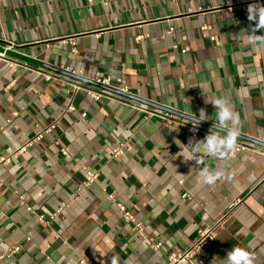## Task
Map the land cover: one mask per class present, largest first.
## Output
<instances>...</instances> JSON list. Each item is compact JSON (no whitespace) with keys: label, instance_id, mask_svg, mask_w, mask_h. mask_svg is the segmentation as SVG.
Returning <instances> with one entry per match:
<instances>
[{"label":"crops","instance_id":"crops-1","mask_svg":"<svg viewBox=\"0 0 264 264\" xmlns=\"http://www.w3.org/2000/svg\"><path fill=\"white\" fill-rule=\"evenodd\" d=\"M249 1L0 0V46L34 60L6 52L0 59V157L56 125L0 166V255L22 245L0 264H167L169 253L187 250L198 230L218 220L215 242L188 264H221L236 246L264 264L263 145L238 138L249 148L225 161L186 162L179 141L202 139L179 123L191 121L174 114L178 122L169 125L144 119L129 103L167 112L122 96L73 95L79 81L47 67L85 78L108 75L118 89L122 79L133 96L186 116L204 109L212 124L215 108L205 95L227 96L241 134L264 144V48L247 42L254 22L242 6ZM204 24L211 30L202 31ZM45 73L56 77L46 80ZM71 101L75 111L66 112ZM119 144L124 155L114 157ZM203 166L223 168L230 178L203 184ZM91 169L98 179L84 187ZM119 202L143 223L144 236L125 220ZM60 207L48 223L38 219ZM154 242L162 246L154 250Z\"/></svg>","mask_w":264,"mask_h":264},{"label":"built area","instance_id":"built-area-1","mask_svg":"<svg viewBox=\"0 0 264 264\" xmlns=\"http://www.w3.org/2000/svg\"><path fill=\"white\" fill-rule=\"evenodd\" d=\"M89 1H92V0H89ZM252 3H259V4L264 5V2L261 0H252V1L246 2V4H244L242 6V10L247 12L248 5L252 4ZM211 28H212L211 25L204 24L201 27V30L205 32V31H210ZM172 30L173 29L171 28L169 30V32H172ZM142 39H144L143 35H140L137 37V40H142ZM210 39L214 41L215 36L210 35ZM11 47H12V45L9 48H11ZM188 50H189V47L186 46L182 49V52L185 53ZM0 59H6L4 52L3 53L0 52ZM11 64H14V62H11ZM44 77L46 80H51V79H54L56 76L54 74L45 73ZM90 79L96 83H99V84H103L106 86H112V84H111L112 78H111V76H108V75L102 76L101 74L97 73V74H95L94 77H92ZM119 81H121L123 83V86L120 88V90L123 92L129 93L128 85L124 81H122V79H119ZM80 90H84L85 92H87V94L93 100H100L103 97L111 98V97L115 96V94H112L108 91L95 88L93 86H90V85L82 83V82H79L77 84L76 83L72 84L71 91H72L73 95L75 94V92L80 91ZM122 102H125V101H122ZM129 104L134 109L138 110L139 112H142L144 114V116H143L144 119H149L152 117H159V118H162L164 120L165 125H169V124L173 123L174 121H176V119L174 118V116L172 114H168V113L163 114L161 112H156V111L150 110L146 106H143V105H140L137 103H129ZM66 110H67L66 112L75 111V106L73 105L72 101L68 105ZM82 116L85 117L86 113H82ZM176 122H178V121H176ZM179 123L182 126L186 127L190 131L192 136L195 138L201 136V138L203 139L209 133L210 128H208V127H204L201 125H194L192 122H188V121H184V120L179 121ZM55 127H56V125H55V123H53V124L47 125L43 128H40V131L38 133H36L34 137L27 140L22 146L17 148L10 155L1 156L0 157V166L9 163L12 159L17 158L21 153L26 151L29 147H32L35 143L41 141L47 134L53 132V130L56 129ZM237 143H238L237 150L235 152L231 153L230 156H235L237 153L249 148V146L244 141H237ZM58 144H59L58 141H54L55 146ZM61 152L65 157H67V158L71 157L65 148H61ZM113 155H114V157H121L124 155L123 144H119L113 149ZM98 176H99L98 172L92 171V169L86 170L84 180L82 182L83 186L84 187L91 186L92 184H94L96 182V180L98 179ZM15 194L18 197L19 203L22 205H25L26 204L25 195L18 192L17 190H15ZM183 196L188 197V194H184ZM113 197H114V195H110V198H113ZM117 207L122 212L125 220H127V222L128 221L134 222L138 232L142 236H144V233H143L144 227L142 225L143 223L136 221L134 214H132L126 208L125 204L119 202V203H117ZM26 208L29 211H33V208L30 205H27ZM61 210H62V207L58 208V210L55 213H53L52 215H50L49 217L46 216L45 214L41 213L38 215V219L41 222L48 223V221L52 220L56 216V214L59 213ZM221 224H222V222L220 220H218V221L214 222L212 224V226L198 230L197 238L195 239L193 244H191V246L187 250H185L184 252H179V253L173 252V253L168 254L167 264H188V263H192L194 256L198 252H200V250H202L206 246H209L215 242L217 235H218V232L220 230ZM161 246H162V242H154L152 244V247L154 250H158ZM21 248H22V245H16L12 248H9L2 255H0V260L4 259L5 257H11L14 253L18 252ZM79 263L80 264H90V262H88L85 259H81L79 261Z\"/></svg>","mask_w":264,"mask_h":264},{"label":"clouds","instance_id":"clouds-1","mask_svg":"<svg viewBox=\"0 0 264 264\" xmlns=\"http://www.w3.org/2000/svg\"><path fill=\"white\" fill-rule=\"evenodd\" d=\"M247 13V19L254 22V26L248 32L247 42L253 47L264 48V5L249 4ZM257 32L261 34H256ZM205 97V103H211L215 108L214 123L209 129V133L201 140L190 139L188 145L179 141L184 149L181 156L186 162L196 161L197 165H205L204 157L206 156L220 161L227 160L230 154L237 150V141L241 134L240 116L234 110L230 99L227 96H219L211 100L207 95ZM189 117L194 125L213 119L207 115L204 109L200 110L199 117L193 113ZM200 177L201 183L206 185H214L221 179L230 178L223 168L212 170L206 166L201 168ZM221 264H254V256L248 249L236 246L228 252L225 259L221 260Z\"/></svg>","mask_w":264,"mask_h":264},{"label":"water","instance_id":"water-1","mask_svg":"<svg viewBox=\"0 0 264 264\" xmlns=\"http://www.w3.org/2000/svg\"><path fill=\"white\" fill-rule=\"evenodd\" d=\"M0 51H1L2 53H3V52H6L5 54L10 55V56H13V57H16V58H18V59L21 58V60H26V61H29V62H30V61H34V60H31V58H29V57H25V56H22L21 54L19 55V54L16 53V52H13V51H10V50H5V49L2 48L1 46H0ZM41 65H42V64H41ZM43 65H44V66H47V64H46V65L43 64ZM47 67H48L49 69H51V70H53V71L59 73V74H62V75L67 76L68 78H72V79H75V80H77V81H79V82H82V83L88 84V85H90V86H93V87H95V88H98V89H102V90L108 91V92H110V93H112V94H115V95H117V96H122V97H125V98H127V99H131V100L138 101V102H140V103H143V104L148 105V106H152V107H154V108H156V109H159V110L163 109V110L166 111L167 113H171V114H174V115L179 116V117H185L187 120L191 121V118H190L189 116H186V114L184 115L183 113L178 112V111H176V110H171V109L165 108V107H163V106L157 105V104H155V103H153V102H150V101H148V100H144V99H142V98H138V97H136V96H133V95L130 94V93L123 92V91H121V90L118 89V88H114V87H112V86H106V85H103V84L96 83V82H94L93 80H91L90 78H85V77H83V76H80L79 74H76V73H74V72H72V71H69V70H66V69H64V68H59V67H57V66H49V65H48ZM199 125L206 126V127H208V128H211V127H212V123H209V122H207V121H203V122H201ZM239 138L242 139V140H246V141L253 142V143H257V144H260V145H263V146H264V144H263L262 142H258L257 140H255V139H251V138L246 137V136H244V135H242V134H240Z\"/></svg>","mask_w":264,"mask_h":264}]
</instances>
